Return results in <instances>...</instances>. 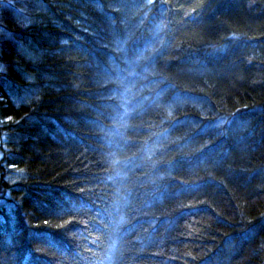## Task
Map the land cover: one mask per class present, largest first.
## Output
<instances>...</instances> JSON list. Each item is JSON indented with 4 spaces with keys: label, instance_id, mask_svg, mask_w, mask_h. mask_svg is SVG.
I'll use <instances>...</instances> for the list:
<instances>
[{
    "label": "trees",
    "instance_id": "16d2710c",
    "mask_svg": "<svg viewBox=\"0 0 264 264\" xmlns=\"http://www.w3.org/2000/svg\"><path fill=\"white\" fill-rule=\"evenodd\" d=\"M0 3V264H264V0Z\"/></svg>",
    "mask_w": 264,
    "mask_h": 264
},
{
    "label": "rangeland",
    "instance_id": "374dc122",
    "mask_svg": "<svg viewBox=\"0 0 264 264\" xmlns=\"http://www.w3.org/2000/svg\"><path fill=\"white\" fill-rule=\"evenodd\" d=\"M0 3L2 7L5 8H15L16 10V15L19 16L20 18H23L24 20L26 19L27 14V9L31 8L30 3H33L34 5L32 6V9L37 8L42 5L41 0H0ZM4 67L0 64V71H3ZM1 155H0V161H1Z\"/></svg>",
    "mask_w": 264,
    "mask_h": 264
}]
</instances>
